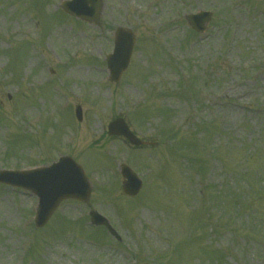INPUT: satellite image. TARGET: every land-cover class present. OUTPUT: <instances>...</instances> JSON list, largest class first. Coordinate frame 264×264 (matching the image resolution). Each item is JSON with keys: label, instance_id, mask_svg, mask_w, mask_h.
I'll return each instance as SVG.
<instances>
[{"label": "rangeland", "instance_id": "obj_1", "mask_svg": "<svg viewBox=\"0 0 264 264\" xmlns=\"http://www.w3.org/2000/svg\"><path fill=\"white\" fill-rule=\"evenodd\" d=\"M62 1L0 0V170L66 154L90 206L64 201L36 229L37 199L0 185V264H264V0H104L100 26ZM200 10L213 18L197 37L185 18ZM119 26L136 43L114 84L103 60ZM117 117L153 145L108 137ZM122 163L143 180L135 198Z\"/></svg>", "mask_w": 264, "mask_h": 264}, {"label": "water", "instance_id": "obj_2", "mask_svg": "<svg viewBox=\"0 0 264 264\" xmlns=\"http://www.w3.org/2000/svg\"><path fill=\"white\" fill-rule=\"evenodd\" d=\"M82 5H89L90 10L94 11L96 4L92 0H78ZM66 8L71 13L73 10ZM79 6V5H78ZM80 9V8H79ZM89 11V9H85ZM77 15L79 12L75 11ZM205 20V18H200ZM197 26L196 29H200ZM120 35V33H119ZM130 42L127 49L126 42L117 40L116 50L109 58V64L112 71V80L117 81L121 72L125 69L129 58L130 47L133 37L129 35ZM128 51V53H127ZM111 60V61H110ZM77 119L80 120V110H77ZM110 135H118L125 137L133 145H143L128 130L122 120H117L108 126ZM121 174L126 180L123 183V191L128 196H134L138 193L141 183L134 175L125 167L121 169ZM0 183L8 184L14 187H20L31 191L39 199L38 211L35 219V226L40 228L44 226L57 206L65 199H75L88 203L90 196V186L86 181L80 167L76 165L70 158L64 157L57 164L49 168L37 169L29 172H0ZM91 222L93 225H105L106 221L97 215L91 213Z\"/></svg>", "mask_w": 264, "mask_h": 264}]
</instances>
